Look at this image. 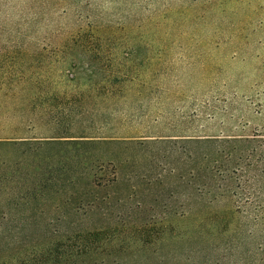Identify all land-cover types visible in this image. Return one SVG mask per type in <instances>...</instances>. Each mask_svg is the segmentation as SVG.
Here are the masks:
<instances>
[{"label":"rangeland","instance_id":"obj_1","mask_svg":"<svg viewBox=\"0 0 264 264\" xmlns=\"http://www.w3.org/2000/svg\"><path fill=\"white\" fill-rule=\"evenodd\" d=\"M29 128L57 132L65 138L45 141L67 145L9 167L2 239L38 250L45 264H72V156L115 150L78 151L72 134L264 136V0H0V140ZM145 168L133 170L162 177ZM206 208V228L198 216L138 220L148 224L140 236L125 234L127 220L113 227L91 216L80 225L117 236L113 249L126 252L95 254L123 264H204L217 250L227 254L221 264H261L264 230L249 214L223 200Z\"/></svg>","mask_w":264,"mask_h":264},{"label":"trees","instance_id":"obj_2","mask_svg":"<svg viewBox=\"0 0 264 264\" xmlns=\"http://www.w3.org/2000/svg\"><path fill=\"white\" fill-rule=\"evenodd\" d=\"M34 131L15 129L12 136L0 140V195L12 182L10 166H22L25 160H32L43 148L67 145L45 141L65 138L57 137V132L35 134ZM83 131L72 134L75 135L72 136L73 149L107 146L115 150L108 154H91L85 159L72 156V223L75 226L72 264H123L117 258H109L111 254L106 251L103 257L95 254H102L106 246L115 250L113 244H116L117 236L106 234L101 226L82 229L80 224L91 216L114 222L113 227L116 224L122 226L127 220L125 234L138 230L140 236L146 234L140 230L145 231L143 228L148 225L143 224L141 228L137 224L140 220L154 225L168 218L198 216L202 217L199 222L206 228L211 220L210 216H204L209 212L206 207L223 200L234 208L235 214H240L242 209L249 214L254 227L264 230L263 135L202 133L200 136L156 135L94 141L96 137L92 132ZM139 162L146 166L144 173L158 169L162 177L139 175L133 170ZM40 166L51 168L46 163ZM153 187H157L161 194H152ZM17 195L18 205L23 204L25 196L23 193ZM2 213L5 217V212ZM3 234L0 226V264H45L47 259L40 256L41 252H31L16 239L5 241ZM255 247L260 263L264 264V236L262 243ZM115 252L126 250L120 246ZM216 254H219L216 259L205 258L204 264H221L220 261L227 256L223 250H217Z\"/></svg>","mask_w":264,"mask_h":264}]
</instances>
